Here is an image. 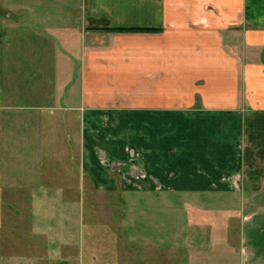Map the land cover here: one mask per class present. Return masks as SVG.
Wrapping results in <instances>:
<instances>
[{"label":"crops","instance_id":"0c3cea01","mask_svg":"<svg viewBox=\"0 0 264 264\" xmlns=\"http://www.w3.org/2000/svg\"><path fill=\"white\" fill-rule=\"evenodd\" d=\"M54 88L45 137L66 142L46 157L65 164L45 180L171 197L196 227L220 213L221 236L240 225L232 263L264 264V0H0V111Z\"/></svg>","mask_w":264,"mask_h":264},{"label":"rangeland","instance_id":"374dc122","mask_svg":"<svg viewBox=\"0 0 264 264\" xmlns=\"http://www.w3.org/2000/svg\"><path fill=\"white\" fill-rule=\"evenodd\" d=\"M68 35L77 53L81 35L74 29ZM25 81L32 92L37 88L34 78L27 76ZM54 90H45L44 99L17 97L8 110L0 111V264H233L238 260L239 221H232L221 236L220 213L213 228L209 221L196 227L199 213L183 203L184 212L172 210L179 206L174 202L182 199L176 198L173 206L169 197L163 210L154 211L146 204L153 203L152 196L144 192L92 193L90 183L84 188L80 182L66 183L64 172L57 174L61 175L57 183L45 180L44 169L57 171L65 164V159L46 157L49 151L59 154L66 142L58 138L51 146L45 137L47 125L42 121L53 114ZM227 239L229 261L220 259ZM36 245L50 246L40 254L42 259L31 256Z\"/></svg>","mask_w":264,"mask_h":264},{"label":"trees","instance_id":"16d2710c","mask_svg":"<svg viewBox=\"0 0 264 264\" xmlns=\"http://www.w3.org/2000/svg\"><path fill=\"white\" fill-rule=\"evenodd\" d=\"M108 31H115V32H126V31H129V32H151L153 30L151 29H129V30H125V29H107Z\"/></svg>","mask_w":264,"mask_h":264}]
</instances>
